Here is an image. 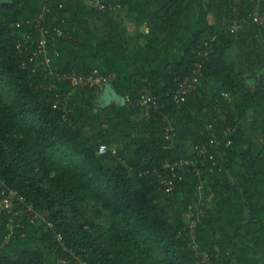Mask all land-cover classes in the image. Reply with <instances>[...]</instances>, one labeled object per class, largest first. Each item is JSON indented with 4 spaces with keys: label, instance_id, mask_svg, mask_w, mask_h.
Here are the masks:
<instances>
[{
    "label": "trees",
    "instance_id": "obj_1",
    "mask_svg": "<svg viewBox=\"0 0 264 264\" xmlns=\"http://www.w3.org/2000/svg\"><path fill=\"white\" fill-rule=\"evenodd\" d=\"M91 1L94 4H85L83 0H45V10L41 11L44 19L33 24L28 36L4 15L6 12L0 6V202L10 190H17L26 198L23 204L14 201L15 209L22 208L24 216L14 217L18 227L12 244L26 234L33 235L35 245L56 255L63 264H79L68 250L81 255L88 264H198L202 254L197 250L196 234L199 229L212 226L214 208L202 202L191 220V223L198 221L193 229L191 223L175 219L176 209L164 204L162 197L172 198L182 189L201 187L210 173L221 175L242 155L250 171L244 187L245 200L260 206L247 217L242 212L244 222L240 233L244 239H252L264 223V205L261 206L264 201V25L251 19L257 0H237L238 3L221 0L228 14V21L223 22L234 40L235 53L224 46L219 25L208 20L213 5L198 0L205 11L203 19L208 32L190 44L180 62L166 66L165 77L158 71L134 77L127 93L132 100L151 92L162 97L166 108L157 113L148 107L126 104L137 160L133 173L119 148L115 156L99 153L103 144L116 146L115 108L105 109L94 119L81 110L80 103L71 100L68 91L89 96L96 94L99 87H74L69 81L59 80L64 74L89 75L96 69L87 66V57H78L54 65L59 76L51 73V68L39 62L42 58L38 54L39 27L52 29L58 18L70 19L75 14L84 34L97 33L105 50L119 59L132 60L145 50L140 48L132 55L131 44H139L143 39L156 53L171 50L184 22L191 18L194 0H171L163 5L158 13L149 16L150 31L138 35L136 43L129 37L123 9L120 11L121 7L129 6L127 1ZM97 4L105 6V10ZM261 6L264 12V0ZM234 25L236 29L232 30ZM55 34L52 30L47 36L49 56L57 42L92 48L77 33L66 31L65 37ZM213 37L214 52L202 68L198 87L189 94L186 103L174 104L176 80L191 76L197 58L195 51L204 40ZM227 76L234 85L225 84L209 106L184 125L191 148L207 145L212 140V130L223 139L234 129L233 146L227 150L229 161L224 171H218L207 160L202 166L203 175H196L190 168L171 194L163 193L157 173L165 175L169 171L166 166L174 158H185L191 152L190 148L174 156L175 131L172 140H166L167 130L173 128L170 120L188 114L196 102L206 98L211 86ZM248 77L254 78L256 84H248ZM222 92L230 93V97H223ZM236 192L238 187L232 183L213 186L217 198ZM202 211L204 215L200 216ZM33 215L38 220L31 224L29 218ZM9 216L6 211L0 213V224L7 225ZM48 222H53L55 229L63 233L67 251L54 241ZM237 248V244L220 242L219 250L209 251L211 264H231ZM227 253L230 257L224 261L222 257ZM43 263L29 250L17 256H0V264Z\"/></svg>",
    "mask_w": 264,
    "mask_h": 264
},
{
    "label": "crops",
    "instance_id": "obj_2",
    "mask_svg": "<svg viewBox=\"0 0 264 264\" xmlns=\"http://www.w3.org/2000/svg\"><path fill=\"white\" fill-rule=\"evenodd\" d=\"M123 1H127L129 6H125L124 8L121 7L120 11L123 9L122 14L126 17V25L129 29L128 34L135 40L141 33H149L150 25L147 23V19L151 14L158 13L160 8L171 0H161L155 3L151 0L149 3L140 0ZM204 1H208V4L211 3L213 5V9H211L213 12L209 14L208 20L210 17H215L214 20H217V22L209 20L210 24L219 25L221 30L219 36L224 46L235 53L234 40L229 37L227 31L229 28L225 24L228 21V14L224 3L221 0ZM234 1L238 3L237 0H229L228 2ZM19 2L20 5H18L19 7L17 6L18 10L15 14H8L5 11L6 13L4 15L18 24L23 30V33L28 36L30 33L28 31L32 29L34 20L40 17L41 11L45 7V0H19ZM220 3H222V6L217 8ZM193 5L190 15L191 18L187 22H184L183 27L179 31L178 41L171 50L168 52L156 53L153 47L143 39L139 44H135L136 46H132L131 44L132 55H136V52L139 51L140 48L145 50L143 55L132 60L119 59L115 54L105 50L101 45V39L97 33L92 35L84 34L80 30L75 14L69 17L70 19L58 18L56 21L65 31L77 33L81 36L86 40V44L92 48H78L67 43L57 42L52 45L51 65L57 66V63L66 64L78 57H87L86 64L89 68L97 69L102 73H112L114 76V81L108 86L99 87V91L96 94L86 96L79 94L76 90L69 89L68 91L71 95V100H76L80 103L81 107L83 106L81 110L91 114L94 119L96 116L98 118L105 109L110 107L115 108L117 131L114 136V143L120 151H123L126 156L125 164L130 168L132 173L135 172L137 160L132 145V137L134 134L131 129L130 114L125 102V96L131 88L135 76H148L153 71H158L165 77L164 71L166 66L180 62L190 44L193 43L200 34L208 32L203 19L205 11L201 2L194 0ZM0 6L3 10L4 5L0 3ZM254 6L255 4L253 7ZM235 23L237 22H234V24ZM134 40L132 42L136 43V40ZM53 49H55L56 53H53ZM246 81L250 85L256 84V80L251 77H248ZM225 84L234 85L230 76L224 78L220 83L211 86L206 98L196 102L189 113L184 117L170 120L177 135L174 146L176 151L175 157L178 156V153H182L183 151L188 152L191 148L190 142H188L185 137V123L193 119L199 111L206 109ZM162 91L165 92L164 83L162 84ZM178 126L180 127L179 129L177 128ZM106 127L107 126L104 125V128ZM179 134L184 140V148H178L177 146ZM249 178L250 171L248 163L242 155L237 158L230 169L226 170L221 175L210 173L206 183L201 187L182 189L175 197H162V202L166 205H172L176 209L175 219H183L188 224L191 223L199 205L202 202L209 203L214 208L215 218L211 227L208 229H199L197 231V249L203 252H208L212 249L219 250L218 244L220 242H230L238 246L235 250L233 259H231L233 260L231 264H264V223L262 230L249 241L244 239L240 233V228L244 222L242 212H244L245 217H247L251 210L260 207L253 206L245 200L244 187L249 181ZM220 183H232L238 187V192L226 195L222 198H217L213 193V186ZM263 205L264 201L261 206ZM15 234L16 232L13 227L0 224L1 257L17 256L23 251L29 250L42 261L48 262V264H63L61 260L57 259L56 255L46 249H42L39 245H35L31 237L33 235L26 234L12 244L15 239ZM10 242L11 246L6 249V246L9 245ZM222 258L224 261L229 259L227 256H223Z\"/></svg>",
    "mask_w": 264,
    "mask_h": 264
},
{
    "label": "built area",
    "instance_id": "obj_3",
    "mask_svg": "<svg viewBox=\"0 0 264 264\" xmlns=\"http://www.w3.org/2000/svg\"><path fill=\"white\" fill-rule=\"evenodd\" d=\"M100 8L105 10V6L100 5ZM261 0H257L255 6L253 7V12L251 14V19L253 23H257L260 25H264V13L261 12ZM45 10V8H43ZM48 11V9H46ZM44 15L41 14L38 18V21L43 20ZM236 29V25L232 27V30ZM40 44H39V55H42L41 60L39 61L41 64H45L46 68L51 65V59L49 57L48 52V35L50 31L53 30L55 35L61 37H65V30L60 26H54L52 29H47L45 26H40ZM54 38V37H52ZM214 41L215 37L211 39L204 40L201 45L195 51L196 53V62L195 68L192 71L190 77H186L184 79L178 78L176 80L175 92L172 97V101L174 104L181 106L182 104L186 103L188 100L189 94L195 90L199 83L200 78L203 74V66L206 62L210 60L211 54L214 52ZM32 59V58H31ZM50 69V68H49ZM56 75L59 76L58 73ZM60 81H69L72 86H89V87H104L106 85H110L114 81V76L110 73H102L97 69L94 70L89 75H82L76 72L68 73L61 75L59 77ZM51 90L53 87L50 88ZM222 96L227 98L230 97V93L222 92ZM126 104H133L135 106L140 107H148L151 108L153 111L157 113H162V111L166 108V104L162 101V97L160 95L152 94L151 92H145L135 100H132L130 95L125 96ZM175 130L173 128L168 129L166 133V140L171 141L173 138V132ZM234 129L229 130L226 136L221 139L216 135V131H211L212 140L207 143L205 146H195L191 148V152L185 158H174L173 163L170 162L166 168L169 170L165 175L157 173L160 179L161 190L165 194H171L176 188L177 183L183 181L185 175L189 171L190 168H193V171L196 175L200 176L203 175L202 166L206 165V161L209 160L211 164L218 169V171L222 172L225 169V165L228 163V152L227 150L233 146V136H234ZM169 147V146H168ZM224 148V149H223ZM99 153L101 155L110 154L111 156H115L118 153V147L115 145H101L99 149ZM206 172V170H205ZM3 194H5L3 192ZM6 196L0 202V206L3 207V211H6L7 215L9 216V222L7 225L13 227L14 229L18 226H15V216H24V211L22 208L15 209L14 201L18 202L19 204H23L26 202V198L20 194L17 190H10L9 193L5 194ZM29 209H33L32 205L29 206ZM200 216L204 215V212H200ZM199 219V218H198ZM30 223L34 224L38 220V216L33 215L32 218H29ZM198 221H194L191 223V227L194 229L197 226ZM23 228V225H20ZM49 228L53 229L52 236L54 241L64 247L67 251V248L64 245V235L58 229H55V225L53 222H48ZM197 235V234H196ZM198 250V249H197ZM71 253L72 258L77 260L79 264H88L81 258V255L75 254V251H67ZM198 252H200L198 250ZM202 254V259L198 262V264H211V255L208 252H200ZM227 257H230V254L227 253ZM46 264V263H43Z\"/></svg>",
    "mask_w": 264,
    "mask_h": 264
},
{
    "label": "rangeland",
    "instance_id": "obj_4",
    "mask_svg": "<svg viewBox=\"0 0 264 264\" xmlns=\"http://www.w3.org/2000/svg\"><path fill=\"white\" fill-rule=\"evenodd\" d=\"M84 2H85V4H94V3H92V1L91 0H83ZM97 2H98V0H97ZM2 5H4L3 6V11H6L8 14H15L16 13V11L18 10L17 8L19 7L18 5H20V2H19V0H7V1H5V0H2L1 2H0ZM18 6V7H17ZM95 6H96V3H95ZM97 6L98 7H100V5H98L97 4ZM218 16V15H217ZM214 18L215 17H210V21H216L217 22V20L215 19L214 20ZM36 21H38V19H36V20H34V23L36 22ZM129 37H131V38H133L130 34H129ZM24 39V38H23ZM25 39H28V37H26L25 36ZM53 53H56L55 52V49H53ZM50 57V59L52 58V56H49ZM55 66L52 64V65H49L48 66V69L49 68H51V73H54V74H56L57 73V69H55L54 68ZM108 86V85H107ZM66 89H68V87L66 88ZM178 129L180 128L179 126L177 127ZM177 146H178V148H184V140L182 139V137L180 136V134H179V138H178V142H177ZM1 210H3V207L2 206H0V211ZM202 249V248H201ZM200 252H203V251H200ZM58 259V258H57ZM44 263H48V262H44ZM50 264V263H49ZM67 264V263H66ZM68 264H70V263H68Z\"/></svg>",
    "mask_w": 264,
    "mask_h": 264
}]
</instances>
